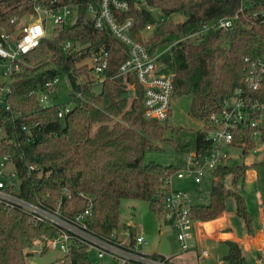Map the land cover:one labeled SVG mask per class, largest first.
I'll return each mask as SVG.
<instances>
[{
  "label": "trees",
  "instance_id": "1",
  "mask_svg": "<svg viewBox=\"0 0 264 264\" xmlns=\"http://www.w3.org/2000/svg\"><path fill=\"white\" fill-rule=\"evenodd\" d=\"M48 1L0 0V35L16 34L17 41L23 35L21 25L35 16L36 2ZM252 1V9L264 8V0ZM99 2L59 0L60 5L74 6L73 24L53 28L51 36L47 25L38 46L11 63L9 77L2 84L8 91L0 93V155L11 158L22 198L49 209L61 202L66 218L89 208V230L102 239L116 241L120 202L145 201L151 211L162 214L168 178L184 166V161L143 165L147 151L168 145L183 157L195 154L199 161L209 155L208 117L220 109L225 98L244 87L245 59H264V24L250 25L242 20L231 29L202 31L204 24L230 17L239 0H145L140 8L131 1L129 11L121 13L120 19L134 20L132 34L157 57L158 73L171 78L173 97L189 96V117L204 123L201 131L174 129L166 122L144 119L143 89L133 73H120L128 57L126 47L110 31L96 30L86 17L88 6L97 11ZM153 10L160 13L163 22L153 18ZM154 23L158 24L143 36ZM67 42L72 47L64 50ZM104 54L107 66L101 73L104 81L98 84L90 78L93 69L88 62ZM4 62L0 58V63ZM60 76L69 80L73 104L62 119L57 113L65 105L43 107L38 97L39 92L46 91L43 85L48 80ZM82 77L85 80L79 82ZM95 86H99L97 93ZM168 131L173 138L164 137ZM235 142L245 144L244 155L255 148L248 134ZM260 142L264 145V131ZM245 172L246 165L216 168L209 202L192 205L191 218L201 222L215 219L232 197L235 214L250 233L251 215L239 192ZM227 178L232 189L225 184ZM55 235L48 225L30 224L23 213L0 209V264H25L24 254L32 247V240ZM226 245V264H243L237 246ZM64 259H69V264H90L81 247H75Z\"/></svg>",
  "mask_w": 264,
  "mask_h": 264
},
{
  "label": "built area",
  "instance_id": "2",
  "mask_svg": "<svg viewBox=\"0 0 264 264\" xmlns=\"http://www.w3.org/2000/svg\"><path fill=\"white\" fill-rule=\"evenodd\" d=\"M131 1H136L139 4L138 8L145 4V0H100L97 11L91 5L88 6L86 17L96 30L110 31L126 47L128 57L120 66V73H133L137 84L143 89L144 119L165 123L169 118L173 99L172 80L169 76L158 73L157 57L151 56L132 34L134 20L131 17L120 19L121 13L129 11ZM254 6L255 2L252 0H239L238 9L230 17L206 23L202 31L231 29L242 20L250 25L264 24V8L252 9ZM73 7L68 4L60 5L59 0H50L48 3L36 2L34 18L27 24L23 23L19 29L22 37L15 41L16 34L0 35V58L5 61L0 63V78L3 80L0 82V93L8 91L2 84L9 77L11 63L19 55L38 46L39 41L45 36L47 25L50 24L54 29L72 25L76 19ZM158 21L161 23L163 19L160 18ZM157 24L149 25L148 28L153 29ZM71 47L72 45L67 42L63 48L68 50ZM105 57L106 54L103 57H93L90 61L95 75L92 79L98 84L104 81L101 73L107 66ZM245 62L247 77L244 87L236 89L230 97L225 98L220 109L208 117L210 127L208 137L211 141L209 155L203 161H199L195 154H187L184 157V166L168 178V190L162 198V214L164 220L177 231L176 239L180 254L191 249L194 220L190 216L189 196L170 188L171 177L199 184L206 170L214 171L226 165L230 159L231 148L243 151L245 144L238 145L235 142L237 137L248 134L250 138L260 141V135L264 131V59L246 58ZM15 69L17 70V66ZM58 80L57 77L48 80L43 85L46 91L38 93L39 102L43 107L52 105L50 93ZM71 108L70 105H65L58 110L57 117L62 119ZM261 147L264 148L262 143ZM254 149L249 152H255ZM19 189L20 180L11 158L0 155V209L23 213L28 217L30 224H45L56 231L53 237L32 240V247L29 250L42 252L59 249L67 256L75 247H81L88 258L90 253H94L97 259H108L109 264H187L180 260V254L168 257L143 253L140 246L145 244V240L141 235H134L127 243L102 239L89 230V208L72 218H66L61 213V202L53 209L45 208L22 198L18 194ZM205 256L207 252L202 251L200 257ZM65 261L69 264V259L60 260L56 264H65ZM256 264H264V249L260 251Z\"/></svg>",
  "mask_w": 264,
  "mask_h": 264
},
{
  "label": "rangeland",
  "instance_id": "3",
  "mask_svg": "<svg viewBox=\"0 0 264 264\" xmlns=\"http://www.w3.org/2000/svg\"><path fill=\"white\" fill-rule=\"evenodd\" d=\"M152 14L155 20L162 18L160 13L155 10H153ZM162 19L164 20V18ZM173 19L179 20L178 17H174ZM48 26L50 27L48 35L51 36L53 26L50 24ZM150 31L151 28L147 27L143 32V36H146ZM88 65H90V62H88ZM90 78H95L93 72L90 73ZM84 80L85 78L82 77L79 79V82H83ZM2 81V78H0V82ZM98 91L99 86H95L94 92L97 93ZM50 95L52 105H70L73 107L71 102V86L66 76L59 77ZM190 104L191 98L189 96L173 97L170 104V115L166 122L168 127L191 131L204 130L203 122L189 117ZM1 135L2 133L0 132ZM164 137L173 138L174 135L168 131ZM254 142L255 152H248L244 155L242 149L232 148L230 149V159L228 161L229 166L246 165L243 189L239 190V192L246 200L251 220L255 218L258 211V195L264 197V148L261 147L258 139H254ZM161 147L162 149L159 151H147L143 157V165L154 162L167 166L184 161L183 155L177 154L170 146L162 145ZM213 180H215V175L211 170L204 172L201 183L198 185L190 183L187 179L179 180L175 176H172L170 188L186 193L190 198V205H206L209 202ZM225 184L228 188L232 189L230 178L226 179ZM224 212L230 221H236L239 228L243 227L241 226L243 222L235 215V202L232 197L227 198ZM129 224H132L136 233L142 235L145 240V244L140 246L143 253L169 257L179 252L176 229L164 220L163 214L158 215L151 211L147 202L127 199L120 202L119 225L116 231V237L119 241L127 242V239H129V236L126 235V232L130 230ZM207 228L208 225L203 226V229L207 230ZM206 246L209 249V256L198 263L223 264L222 258L227 254L226 248L223 246L212 249L210 244H206ZM60 259H64V254L59 249H48L44 252L27 250L24 254L25 264H56ZM88 260L90 264H109L108 259H97L94 253L89 254ZM65 264H67L66 261Z\"/></svg>",
  "mask_w": 264,
  "mask_h": 264
},
{
  "label": "crops",
  "instance_id": "4",
  "mask_svg": "<svg viewBox=\"0 0 264 264\" xmlns=\"http://www.w3.org/2000/svg\"><path fill=\"white\" fill-rule=\"evenodd\" d=\"M228 161L226 165H228ZM188 181L194 184L190 180ZM257 207L258 211L255 218L252 220V229L250 233H247L244 223L241 225L243 227L239 228L238 223H236V221H230L226 217L224 211L218 217L210 221L201 222L194 220L192 227V238L190 240L191 249L183 254H180L179 251L177 254H180V260L187 264H199L198 262L200 260L209 256V249L206 244H210V247H212V249L224 246L226 248V251H228L226 243L230 242L235 244L240 250L243 257V264H256V261L260 255V251L264 249V197L258 195ZM130 225L132 227H129L130 230L126 232V235L129 236L127 242L131 240L132 236L130 235L132 231L134 232V235H140L136 233L135 228L132 224H129L128 226ZM204 225H208L207 230L203 229ZM202 251H206L207 256L200 257ZM222 263L226 264L223 258Z\"/></svg>",
  "mask_w": 264,
  "mask_h": 264
}]
</instances>
